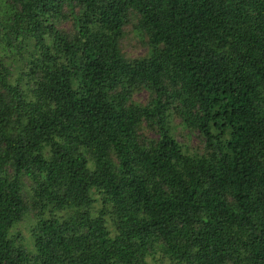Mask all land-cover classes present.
I'll return each instance as SVG.
<instances>
[{
    "label": "trees",
    "instance_id": "1",
    "mask_svg": "<svg viewBox=\"0 0 264 264\" xmlns=\"http://www.w3.org/2000/svg\"><path fill=\"white\" fill-rule=\"evenodd\" d=\"M0 264H264V0H0Z\"/></svg>",
    "mask_w": 264,
    "mask_h": 264
},
{
    "label": "rangeland",
    "instance_id": "2",
    "mask_svg": "<svg viewBox=\"0 0 264 264\" xmlns=\"http://www.w3.org/2000/svg\"><path fill=\"white\" fill-rule=\"evenodd\" d=\"M142 52V49L138 50L136 53L140 54ZM135 52H133L134 54ZM140 97H144V94H141ZM191 142L194 144L196 142V139L193 138L191 139ZM33 219L31 216H29V218H26L24 222H22L21 224H19L17 226V230L20 231V233L22 234V236L24 235V243L27 244L28 242H30V237H29V233H28V229H30L33 225ZM30 248V247H29Z\"/></svg>",
    "mask_w": 264,
    "mask_h": 264
}]
</instances>
